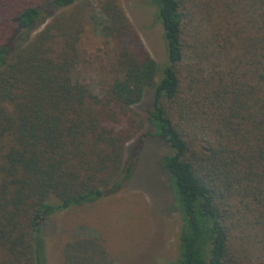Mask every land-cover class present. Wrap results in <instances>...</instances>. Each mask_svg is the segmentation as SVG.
I'll list each match as a JSON object with an SVG mask.
<instances>
[{
  "label": "trees",
  "instance_id": "obj_1",
  "mask_svg": "<svg viewBox=\"0 0 264 264\" xmlns=\"http://www.w3.org/2000/svg\"><path fill=\"white\" fill-rule=\"evenodd\" d=\"M149 3L158 77L119 0H0V264H47L46 218L127 183L137 136L166 146L181 218L168 264H264V0ZM89 24L98 92L75 76ZM64 236L57 264H113L95 235Z\"/></svg>",
  "mask_w": 264,
  "mask_h": 264
},
{
  "label": "rangeland",
  "instance_id": "obj_2",
  "mask_svg": "<svg viewBox=\"0 0 264 264\" xmlns=\"http://www.w3.org/2000/svg\"><path fill=\"white\" fill-rule=\"evenodd\" d=\"M132 26L157 62V77L166 65L162 30L154 18L149 0H119ZM92 24L82 35V49L92 61L80 65L75 76L94 92L104 72L95 58L102 37ZM102 59L106 62V59ZM150 94L135 105L140 113L149 107ZM144 130H151L146 124ZM166 146L155 137L145 136L127 143L125 158L133 160L131 178L117 191L98 200L59 210L43 224L47 264H57L65 233L95 235L108 248L113 264H168L177 255L181 218L172 206L167 175L159 165Z\"/></svg>",
  "mask_w": 264,
  "mask_h": 264
}]
</instances>
